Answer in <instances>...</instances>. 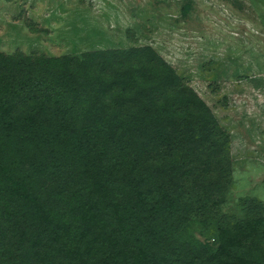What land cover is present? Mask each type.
Masks as SVG:
<instances>
[{
	"label": "trees",
	"instance_id": "trees-1",
	"mask_svg": "<svg viewBox=\"0 0 264 264\" xmlns=\"http://www.w3.org/2000/svg\"><path fill=\"white\" fill-rule=\"evenodd\" d=\"M220 130L151 47L0 53V264H87L83 244L100 264H264L260 200L215 243L183 235L185 161L211 165Z\"/></svg>",
	"mask_w": 264,
	"mask_h": 264
},
{
	"label": "rangeland",
	"instance_id": "rangeland-1",
	"mask_svg": "<svg viewBox=\"0 0 264 264\" xmlns=\"http://www.w3.org/2000/svg\"><path fill=\"white\" fill-rule=\"evenodd\" d=\"M137 47L162 57L225 134L211 165L198 153L183 167L194 206L183 235L215 243L245 198L264 202V0H0V53L48 62ZM80 249L87 264L104 260Z\"/></svg>",
	"mask_w": 264,
	"mask_h": 264
}]
</instances>
